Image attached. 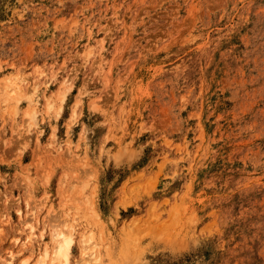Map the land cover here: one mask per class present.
Segmentation results:
<instances>
[{
    "label": "rangeland",
    "instance_id": "rangeland-1",
    "mask_svg": "<svg viewBox=\"0 0 264 264\" xmlns=\"http://www.w3.org/2000/svg\"><path fill=\"white\" fill-rule=\"evenodd\" d=\"M90 238L264 264V0H0V264Z\"/></svg>",
    "mask_w": 264,
    "mask_h": 264
},
{
    "label": "bare ground",
    "instance_id": "bare-ground-1",
    "mask_svg": "<svg viewBox=\"0 0 264 264\" xmlns=\"http://www.w3.org/2000/svg\"><path fill=\"white\" fill-rule=\"evenodd\" d=\"M7 93L10 94L13 98H15L16 97L15 95H17L16 89H13V88L10 89V91ZM54 239L59 244V246L57 247V251L55 253V257L58 259H60L62 257L67 259L69 256L70 247L72 245L71 237L65 236L64 234L55 233ZM85 244H86V246L84 249L85 250L84 254L87 256V258L93 259L94 264H96L100 260V257L97 255V252L95 250V245L93 246L94 241H91V238H90L88 241H85ZM46 255H48L47 252H46ZM44 263L41 262L40 264H44Z\"/></svg>",
    "mask_w": 264,
    "mask_h": 264
}]
</instances>
